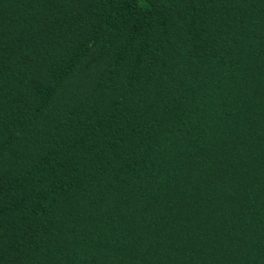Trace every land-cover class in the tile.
<instances>
[{"label": "trees", "instance_id": "1", "mask_svg": "<svg viewBox=\"0 0 264 264\" xmlns=\"http://www.w3.org/2000/svg\"><path fill=\"white\" fill-rule=\"evenodd\" d=\"M0 264H264V0H0Z\"/></svg>", "mask_w": 264, "mask_h": 264}]
</instances>
